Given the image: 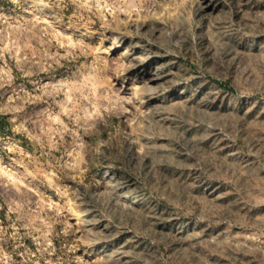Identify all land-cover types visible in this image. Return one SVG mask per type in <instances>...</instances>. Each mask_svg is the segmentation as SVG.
I'll use <instances>...</instances> for the list:
<instances>
[{"label":"rangeland","instance_id":"obj_1","mask_svg":"<svg viewBox=\"0 0 264 264\" xmlns=\"http://www.w3.org/2000/svg\"><path fill=\"white\" fill-rule=\"evenodd\" d=\"M0 114V264H264V0H0Z\"/></svg>","mask_w":264,"mask_h":264},{"label":"trees","instance_id":"obj_2","mask_svg":"<svg viewBox=\"0 0 264 264\" xmlns=\"http://www.w3.org/2000/svg\"><path fill=\"white\" fill-rule=\"evenodd\" d=\"M10 127V123L5 115L0 114V129L3 132V129Z\"/></svg>","mask_w":264,"mask_h":264},{"label":"bare ground","instance_id":"obj_3","mask_svg":"<svg viewBox=\"0 0 264 264\" xmlns=\"http://www.w3.org/2000/svg\"><path fill=\"white\" fill-rule=\"evenodd\" d=\"M70 210L73 211V210H74V207L71 206ZM81 220H83V218H81ZM84 220H85V219H84Z\"/></svg>","mask_w":264,"mask_h":264}]
</instances>
